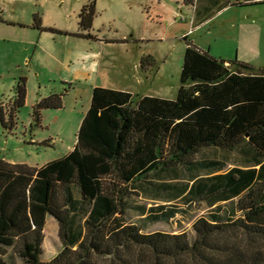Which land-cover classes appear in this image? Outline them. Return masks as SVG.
I'll return each instance as SVG.
<instances>
[{
    "label": "trees",
    "instance_id": "obj_1",
    "mask_svg": "<svg viewBox=\"0 0 264 264\" xmlns=\"http://www.w3.org/2000/svg\"><path fill=\"white\" fill-rule=\"evenodd\" d=\"M196 2L184 0L194 7ZM212 4L205 11L221 3ZM96 12V1L82 8L78 35L93 37ZM184 40L175 100H136L95 87L67 156L41 168L0 158V264H8L1 256L9 249L25 264H264V71L214 58L188 35ZM155 64L152 55L142 58L145 69ZM64 96L51 92L38 101L35 120L45 109H61ZM26 98L23 80L8 107L0 106L5 128L15 124ZM205 149L239 151L249 166L220 173L222 161L197 159ZM183 172L191 179L178 183ZM157 175L166 179L154 183ZM146 186L171 200L207 203L211 209L194 223L193 242L187 233H144L128 222L133 209L145 225L183 212L177 204L134 207L133 194ZM47 215L59 224L62 247L44 262Z\"/></svg>",
    "mask_w": 264,
    "mask_h": 264
},
{
    "label": "rangeland",
    "instance_id": "obj_2",
    "mask_svg": "<svg viewBox=\"0 0 264 264\" xmlns=\"http://www.w3.org/2000/svg\"><path fill=\"white\" fill-rule=\"evenodd\" d=\"M93 1L102 11L96 12L90 39L78 35L82 32L79 14ZM217 1L220 6L208 13L205 7L212 8V0H197L195 7L184 0H0V106L8 107L23 80L27 89L26 103L17 111L15 124L5 128L0 120V158L11 164L41 168L67 156L76 146L93 88L121 90L134 85L128 78L139 73V61L144 55L156 60L155 66H147L149 74L159 72L149 85H134L137 91L175 100L186 35L189 42L214 58L264 69V0H240V5ZM145 3L152 8L148 16L142 13ZM197 10L202 13L198 18ZM124 39L144 42L131 46L122 42ZM231 68L235 69L233 65ZM51 92L65 94L63 107L43 110L37 122L33 107ZM206 156L223 161L225 171L248 165L239 151L206 149L197 159ZM190 179L191 175L183 172L177 182ZM147 187L149 192L142 197L139 192L133 194L134 207L157 204L152 196L155 188ZM176 204L183 212L169 221L145 225L135 209L127 220L143 227L144 233H187L193 242V225L210 208L203 202ZM43 233L42 260L49 262L62 247L59 224L49 215ZM1 258L8 264H25L13 249Z\"/></svg>",
    "mask_w": 264,
    "mask_h": 264
},
{
    "label": "crops",
    "instance_id": "obj_3",
    "mask_svg": "<svg viewBox=\"0 0 264 264\" xmlns=\"http://www.w3.org/2000/svg\"><path fill=\"white\" fill-rule=\"evenodd\" d=\"M240 1V0H239ZM255 1H259V0H246L245 2H247V3H250V2H255ZM129 4H132V3H129ZM98 5H99V3L96 1V9H97V11H98V13H100L102 10L100 9V8H98ZM141 8H142V13L143 14H146L147 16L148 15H150V13H151V11H152V8L150 7V6H148L146 3L145 4H143L142 6H141ZM129 10L130 11H132V8L131 7H129ZM195 17H196V15H195ZM185 35V34H184ZM97 41H99V42H102L101 40H99V39H96ZM142 42H144L143 41V39H137V41H133L132 39L131 40H129V42H128V44L129 45H131V46H137L139 43H142ZM200 49V48H199ZM203 51V50H202ZM145 56V55H144ZM144 56H142L141 57V59H140V63H139V73H140V75H139V73L136 75V76H132V78H128V80L131 82V83H133L135 86H142V85H149L150 84V82L152 81V80H154V77L158 74V72L159 71H157V72H155V74H153V75H150L149 74V70L146 68V69H144L143 68V66H142V58L144 57ZM255 68V67H254ZM262 71H264V69H257V68H255V72L258 74V73H261ZM128 74L131 76V74H130V71H128ZM98 82H96V84H97ZM134 85H132V86H128V87H125V88H123V89H121V90H119V91H124V92H128V93H131V94H133L134 95V98L136 99V100H139V99H141V98H143V97H157V96H153L152 94H147L146 92H144V91H141V92H138L137 91V89H136V87L134 86ZM95 87H102V88H107L106 86H95ZM94 87V88H95ZM93 88V89H94ZM179 88H180V86H179ZM178 91H179V89H178ZM157 98H161V99H166V98H163V97H157ZM169 100H172V99H169ZM84 117H85V115H84ZM84 117H83V119H84ZM82 119V118H81ZM82 122H83V120H82ZM82 124V123H81ZM206 150V149H205ZM222 150V149H221ZM204 151V150H203ZM224 151V150H223ZM198 157V156H197ZM207 159H210V160H215L216 158L215 157H211V156H206L205 158H200V159H198V160H200V161H202V160H207ZM217 160H220V159H217ZM221 161V160H220ZM223 162V161H222ZM224 163V162H223ZM226 164H225V168H224V170H222L220 173H226V172H228L229 170H231V169H233V168H235V167H233V168H231V169H229V170H226L225 171V169H226ZM247 166H249V165H247ZM240 168H247L246 166H243V167H240ZM205 173H207V172H205ZM205 173H201V174H205ZM164 179H166V176L165 175H163V176H161V177H159V175H157V176H154V178L152 179L153 180V182L154 183H161L162 181H164ZM141 190H138L137 192H139L140 193V197H142V195H144V193H147V192H149L148 191V187L146 186L144 189H143V191H141ZM145 195H148V194H145ZM152 196H153V199L157 202V204H155V205H153V206H158V205H169V204H176V202H179L178 200H171V199H168V197H167V195H165L163 192H161V191H154V193L152 194ZM203 203H205V202H203ZM207 204V203H206ZM147 206V205H146ZM148 207V206H147ZM152 207V206H151ZM149 208V207H148ZM210 208V207H209ZM211 209V208H210ZM142 218H143V216H141Z\"/></svg>",
    "mask_w": 264,
    "mask_h": 264
},
{
    "label": "built area",
    "instance_id": "obj_4",
    "mask_svg": "<svg viewBox=\"0 0 264 264\" xmlns=\"http://www.w3.org/2000/svg\"><path fill=\"white\" fill-rule=\"evenodd\" d=\"M230 2L239 3V0H230Z\"/></svg>",
    "mask_w": 264,
    "mask_h": 264
}]
</instances>
